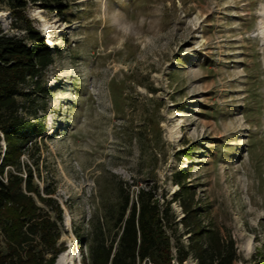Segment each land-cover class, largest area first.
Returning a JSON list of instances; mask_svg holds the SVG:
<instances>
[{"label":"rangeland","instance_id":"374dc122","mask_svg":"<svg viewBox=\"0 0 264 264\" xmlns=\"http://www.w3.org/2000/svg\"><path fill=\"white\" fill-rule=\"evenodd\" d=\"M63 4V14L31 3L25 11L56 52L45 92L28 102L38 112L18 131L22 172L63 209L59 244L73 251L55 264H83V253L91 262L96 240L116 237L126 191L136 199L151 189L166 205L182 170L203 227L235 239V264L263 263L264 0ZM14 19L1 4L0 29L25 35ZM5 148L0 132V162ZM171 205L176 255L190 236L180 202Z\"/></svg>","mask_w":264,"mask_h":264},{"label":"trees","instance_id":"16d2710c","mask_svg":"<svg viewBox=\"0 0 264 264\" xmlns=\"http://www.w3.org/2000/svg\"><path fill=\"white\" fill-rule=\"evenodd\" d=\"M63 1L0 0V5L11 9L16 27L26 23L23 36L0 29V132L6 141L0 162V264H55L67 249L59 244L63 209L52 191L41 193L30 169L22 172L21 157L26 149L18 134L28 123L27 114L38 112L28 111V102L45 92L41 77L56 52L30 25L25 11L31 3L63 14ZM29 86L31 92L26 91ZM188 177L184 170L175 174L180 191L172 202H180L184 212L181 222L190 236L188 245H175L176 255L166 231L172 202L164 205L151 189L140 188L136 199L126 191L114 240L97 239L91 246V262L83 253V264H174V260L183 263L189 256L195 257L197 264H235L239 258L235 239L219 228L203 227L201 210L195 207L196 191L186 184Z\"/></svg>","mask_w":264,"mask_h":264},{"label":"bare ground","instance_id":"6f19581e","mask_svg":"<svg viewBox=\"0 0 264 264\" xmlns=\"http://www.w3.org/2000/svg\"><path fill=\"white\" fill-rule=\"evenodd\" d=\"M249 244V243H248ZM250 249V244L247 246V250H249ZM72 248H70V249H68V250H66L61 256H60V258H59V261L60 262H65V260H66V256L71 252L72 253Z\"/></svg>","mask_w":264,"mask_h":264}]
</instances>
